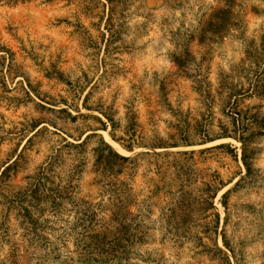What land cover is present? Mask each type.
Returning a JSON list of instances; mask_svg holds the SVG:
<instances>
[{
    "label": "rangeland",
    "instance_id": "obj_1",
    "mask_svg": "<svg viewBox=\"0 0 264 264\" xmlns=\"http://www.w3.org/2000/svg\"><path fill=\"white\" fill-rule=\"evenodd\" d=\"M7 168L0 264H97L72 199L120 239L99 264H264V0H0Z\"/></svg>",
    "mask_w": 264,
    "mask_h": 264
},
{
    "label": "trees",
    "instance_id": "obj_2",
    "mask_svg": "<svg viewBox=\"0 0 264 264\" xmlns=\"http://www.w3.org/2000/svg\"><path fill=\"white\" fill-rule=\"evenodd\" d=\"M110 123H112L111 120H109ZM113 125V124H112ZM112 140L115 141L116 143H120L119 141L121 140H114V137H112ZM125 144H120L121 147L127 151H131L132 148V144L131 142H124ZM101 145L103 147V151L107 152L106 156L102 159L101 157H99V160L96 162V167H100L101 171H106L112 168H115L116 165L118 163L121 162H128L129 159L128 158H124L119 156L118 154L114 153L109 146H107L106 144L101 142ZM84 145L83 143H79V144H67L66 148H72L74 150L77 149H81L83 148ZM219 147H223V146H219ZM246 167L247 170V175L250 173V168ZM9 171V168H7L5 171H3L0 174V179L5 178L7 179L5 176V173ZM120 186H122V184H119ZM34 186L36 187V185L31 186L32 189H34ZM115 187L114 186H111ZM118 190H114L111 193H115ZM123 194V193H120ZM226 194H224L222 197H224ZM71 194L66 191L65 192V199L70 201L71 200ZM35 193L34 190L32 191H21L19 194H17L16 197H13V200L10 202L12 204H17V206L19 207L20 211L23 212L25 214L24 217H27L28 219V225L31 227L32 229L35 228L36 223H37V219H33L35 210L33 209V202L36 200L35 199ZM30 199V200H29ZM73 200V204H75L76 206L80 207L82 210V212H80L78 214V217H76L75 219V223L73 224V226L71 227L73 230L76 231V233L74 232L75 237H79L80 239L78 241H76V250L77 253L80 257L82 258H88L87 262H95L97 264H99L98 261H94V259H98L101 256L107 257L110 256V253H112V250H114V248H116L118 242H120L119 238H116L114 236H111L108 230V226L104 223H100L99 226V232L98 234H93L96 233L93 230V227H95L93 225L95 218L99 216V213H101L99 211L98 208L89 205L83 201H77L74 199ZM111 206L113 208L116 209V206H114L113 204H111ZM123 207V203L121 202L119 204V206L117 207V213L113 212L112 216L114 217V223H118V228H121L122 230L128 229V226L125 221L127 218V213H125V210L122 208ZM117 219V220H116ZM29 227V228H30ZM38 230V229H36ZM88 242V243H86Z\"/></svg>",
    "mask_w": 264,
    "mask_h": 264
}]
</instances>
